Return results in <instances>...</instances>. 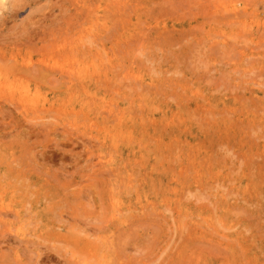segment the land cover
Segmentation results:
<instances>
[{"label":"rangeland","instance_id":"rangeland-1","mask_svg":"<svg viewBox=\"0 0 264 264\" xmlns=\"http://www.w3.org/2000/svg\"><path fill=\"white\" fill-rule=\"evenodd\" d=\"M0 264H264V0H0Z\"/></svg>","mask_w":264,"mask_h":264},{"label":"bare ground","instance_id":"bare-ground-1","mask_svg":"<svg viewBox=\"0 0 264 264\" xmlns=\"http://www.w3.org/2000/svg\"><path fill=\"white\" fill-rule=\"evenodd\" d=\"M166 1V0H165ZM100 7V6H99ZM86 64V63H85ZM35 73V72H34ZM19 79V78H18ZM220 88V87H219Z\"/></svg>","mask_w":264,"mask_h":264}]
</instances>
